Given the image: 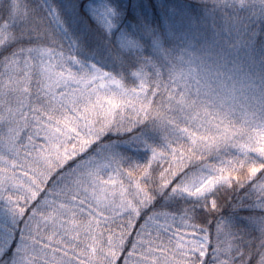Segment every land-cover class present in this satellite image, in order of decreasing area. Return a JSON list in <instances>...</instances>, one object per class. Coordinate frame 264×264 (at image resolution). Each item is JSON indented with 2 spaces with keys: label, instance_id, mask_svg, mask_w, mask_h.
I'll return each mask as SVG.
<instances>
[{
  "label": "snow or ice",
  "instance_id": "obj_1",
  "mask_svg": "<svg viewBox=\"0 0 264 264\" xmlns=\"http://www.w3.org/2000/svg\"><path fill=\"white\" fill-rule=\"evenodd\" d=\"M0 264H264V0H0Z\"/></svg>",
  "mask_w": 264,
  "mask_h": 264
}]
</instances>
